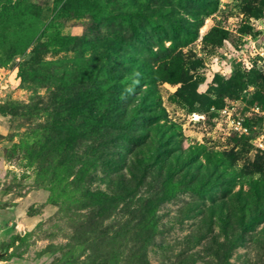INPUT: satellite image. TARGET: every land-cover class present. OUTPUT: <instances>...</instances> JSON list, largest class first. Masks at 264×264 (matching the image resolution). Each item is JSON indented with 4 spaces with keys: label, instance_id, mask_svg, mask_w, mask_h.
Returning <instances> with one entry per match:
<instances>
[{
    "label": "rangeland",
    "instance_id": "374dc122",
    "mask_svg": "<svg viewBox=\"0 0 264 264\" xmlns=\"http://www.w3.org/2000/svg\"><path fill=\"white\" fill-rule=\"evenodd\" d=\"M0 264H264V0H0Z\"/></svg>",
    "mask_w": 264,
    "mask_h": 264
},
{
    "label": "trees",
    "instance_id": "16d2710c",
    "mask_svg": "<svg viewBox=\"0 0 264 264\" xmlns=\"http://www.w3.org/2000/svg\"><path fill=\"white\" fill-rule=\"evenodd\" d=\"M54 20L52 19L49 23H48V25L45 27V31L47 30V29H49L50 27H54ZM56 25V24H55ZM44 30H43V32H45ZM42 32V33H43ZM44 34V33H43Z\"/></svg>",
    "mask_w": 264,
    "mask_h": 264
},
{
    "label": "built area",
    "instance_id": "2783aa9c",
    "mask_svg": "<svg viewBox=\"0 0 264 264\" xmlns=\"http://www.w3.org/2000/svg\"><path fill=\"white\" fill-rule=\"evenodd\" d=\"M237 123V125L239 126V129H241L242 127L240 126V123L239 122H236Z\"/></svg>",
    "mask_w": 264,
    "mask_h": 264
}]
</instances>
